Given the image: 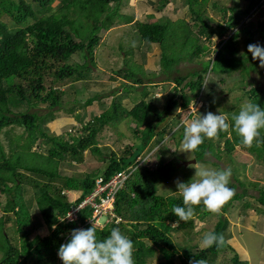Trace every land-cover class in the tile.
<instances>
[{
    "label": "trees",
    "instance_id": "obj_1",
    "mask_svg": "<svg viewBox=\"0 0 264 264\" xmlns=\"http://www.w3.org/2000/svg\"><path fill=\"white\" fill-rule=\"evenodd\" d=\"M56 1L58 5L52 10L51 5L55 0H0V135L5 138L9 152H5L0 142V196L5 201L4 206H1L4 215L0 217V264H62L57 255L59 247L69 242L72 230L90 228V224H87L89 220L86 219L92 216L93 211L90 207L78 211L76 222L64 221L66 215L93 191L96 179L103 178L107 182L116 172L129 168L134 169L133 174L116 193L114 201V216L120 222L113 221L97 227L102 229H96L98 239L106 238L112 228L118 227L133 241L135 264H148V260L155 259L158 253L161 259L167 260V264H174L176 261L181 264H196L198 260L205 261V264H216L218 256L226 250L233 253L230 264H247L235 244L228 242L232 236L225 216L234 203L243 200L246 193V190L241 194L235 192L237 186H242L236 177L234 184L229 183V187L234 189V196L218 213H210L201 205L196 208L190 220L177 223L178 217L172 213V209L178 205L183 206L182 196L160 195L158 188L176 175L180 161L175 157L164 162L160 156L153 170L138 167V163L172 131V127L169 132L165 130L168 123L160 131L157 128L173 116L172 112L177 107L181 109V115L187 116L189 104L203 92L206 82H211L220 75H235L241 78V84H248L244 79L255 69L250 59L252 56L247 50L248 45L254 39L260 40L259 44L264 45V11L254 12L261 0H243L242 7L235 3L223 8L219 11L222 22L215 29L208 24V21H212L205 9L210 0H180L187 10L190 23L197 29L196 32L192 31L191 25L184 19L171 21L162 17L153 23L135 21L132 15L119 13L124 0ZM170 1L160 0L159 11L164 10ZM211 8L217 10L216 3H212ZM255 13L260 16L253 33L242 21ZM8 20L17 24L13 34L9 33ZM121 25L134 26L137 37L146 47L159 45L162 50L159 74H169L182 61L191 63L202 58L197 63L200 65L199 70L185 77L174 78L175 87L158 113H153L152 100H143L133 105L128 98L125 104L118 98L108 110L82 126L81 136L67 140L62 135L49 134L50 130L46 126L56 118V109L60 107L58 104L62 96V93L53 90L54 81L49 78L53 76L58 81H78L91 75L96 66L93 54L101 40L99 33ZM229 31H232V35L225 40ZM214 34L220 42L211 55L209 45L201 40L210 43ZM241 38L245 40L246 49L238 57L237 42ZM76 57L79 62H75ZM145 60L143 51L139 58L143 68ZM143 68L134 69V72L123 77L137 86L144 85L143 79L135 74L143 71ZM151 73L157 74L154 71ZM224 78H219L216 87L205 94L207 102L199 114L204 115L209 111L219 114L221 111L228 116L231 124V116L239 110L217 111L220 105L218 99H221L219 92L226 85ZM185 80L188 82L178 91V86ZM130 89L137 90L135 85L126 91ZM125 94L128 95V92ZM176 95L181 101L179 104ZM245 95L251 102L264 108V96L258 87L251 88ZM97 99L99 97L96 96L89 98L82 107H90ZM21 105L27 107L26 111H13ZM40 106L47 110L43 115L37 113L39 109L44 110ZM69 111L72 112L73 109ZM151 115H155L156 121L147 126ZM178 115L176 112V117ZM121 120L133 124V144L119 156L113 151L98 149L96 136L106 125L116 124ZM187 121H192L190 115ZM15 129L21 132L17 134ZM216 139L223 141L228 155L235 148H245L257 161L264 162V131L259 138L260 143L254 141L251 147L244 146L231 127L220 132ZM40 140L48 145L46 153L33 151ZM162 147L157 149L159 154ZM212 148V139H206L193 155L196 162L197 159L202 161L208 151L212 152ZM87 149L99 157V162L105 164L104 170L87 174L83 179L67 178L61 181L59 165L65 160L82 162V154ZM25 173L36 177H26ZM59 180L61 187L56 184ZM184 181L189 182L187 179ZM252 187L257 189L258 196L250 199L257 205L259 216L264 217V188H258L257 185ZM65 189L80 191L79 197L71 202L68 195L62 194ZM17 190H21V193L25 190L31 192L38 214L48 228L49 233L45 237L29 239V211L23 198L15 199ZM9 213L14 218V229L11 232L20 236L19 248L11 245L9 233L4 229ZM207 217H217L212 232L224 236V245L198 249L197 246L183 247L173 243L172 233L183 231L191 235L196 226L193 219L204 220Z\"/></svg>",
    "mask_w": 264,
    "mask_h": 264
},
{
    "label": "rangeland",
    "instance_id": "obj_2",
    "mask_svg": "<svg viewBox=\"0 0 264 264\" xmlns=\"http://www.w3.org/2000/svg\"><path fill=\"white\" fill-rule=\"evenodd\" d=\"M159 1L160 0H124L120 6L119 13L122 15H132L135 21L146 23L156 22L162 17L169 18L171 21L184 19L189 25H191L190 27L193 32L197 31V29L192 26V23H190V17L186 8L182 6V1L176 0L175 2H172L173 0H171L168 3L166 2L167 5L162 11H159ZM212 3H216L217 10L211 8ZM235 3L239 4L240 7L244 5L243 0H210L205 8L208 18L212 21H208V24L215 29L216 25L222 22L219 11L223 8L231 7ZM57 5L58 1L55 0L51 5V9L55 10ZM257 14L258 13H255L242 21V24L244 23L253 33L256 29V22L259 20L260 16ZM8 27L9 33L13 34L15 29H17V24L8 20ZM231 35L232 31H229L224 39L227 40ZM99 37L101 39L100 44L93 54L96 66L91 75L78 81L72 79L58 81L55 80L53 76L49 78V80L54 81V84H52L53 90L62 93L58 104L60 107L59 109H56V118L51 120L46 126L50 130L49 134L55 136L62 135L67 138V140L71 137L81 136L82 126L94 117H97L108 110L111 103L118 98H121L122 104H125L127 102L126 100L129 99L133 105L143 100H152L154 105L153 113H158L162 110L164 101L175 87L174 78L185 77L192 74L194 71L199 70L200 65H197V63L202 61V58L191 63L182 61L175 66L169 74H159V70L161 69V48L159 45L146 47L145 44L141 43L135 33L134 26H117L108 31L100 32ZM259 41L260 40L258 39H254L252 44H259ZM201 42H204L207 46L209 45V54L213 55V51L218 46L220 40L217 38L216 34H214L210 43H207L204 39H202ZM237 47V56L239 57L246 49L244 38L238 40ZM143 51L146 59L144 68L139 61ZM250 59L251 62L254 63L255 69L244 79L245 82L248 83L247 85L241 84V78L236 77L235 75L230 77L220 75L215 77L213 81L206 82L203 92H200L197 98L191 101L188 106V115L192 117V120L199 118V113L207 102L205 94L210 92V89L213 87H216L219 78L225 77L224 81L226 82V85H224L225 87L223 90L219 92V94L221 93L219 95L221 99H218L220 105L217 108V111L225 110L234 112L235 110H240L244 104L250 101L248 96L245 95V92L250 91L251 88L258 87L264 96V68L259 66L258 59ZM74 60L75 62H79L77 57ZM138 68H143V71L135 72L139 78L143 79L144 85L141 86H137L134 82L132 83L131 80L123 77V75L127 76L131 71L134 72V69L139 70ZM153 71L157 74L153 75V73H151ZM187 82L188 80L182 82L177 90L181 91ZM134 85L137 90L130 89L129 91H126V89ZM46 90H49V88ZM125 92H128V95H126ZM94 96L99 97V99H97L90 107L83 108V104L89 98ZM176 97L178 104L181 103V101H179V96L176 95ZM40 108L44 109V106H40ZM26 109L27 107L25 105H21L16 109L14 108L13 111L24 112ZM70 109H73V111L70 112ZM45 112H47L46 109H39V111H37L40 115H43ZM176 112L179 113L177 117ZM180 113H182V111L177 107L176 111L172 112L173 116L168 118L164 124L157 128V130L160 131L165 124L168 123V127H165V130L169 132L170 127H172V131L163 138L159 145H157L159 148L160 146H163L160 151L161 154H159L157 150L158 147H155L145 156L144 159L140 160L138 167L143 166L153 170L157 166L158 158L160 156L164 162L176 157L180 161L177 167V173L170 182L159 186L158 193L160 195L177 197L181 196L177 192V182L184 183V180L186 179L190 181L195 175L194 167L203 166L209 170L231 168L232 175L230 177V183H235V177L242 183V186H237L235 192L241 194L243 193V190H246V193H244L243 200L234 203V206L230 208L228 214L225 216L229 222V232L232 236L230 238L231 240H228V242L232 243V245L235 244L238 251L241 252L242 259L245 260L247 264H264V217L262 215L259 216L257 205H255L250 199V197L256 198L258 196L257 189L252 186L257 185L258 188H264V162L257 161L245 148H235L234 151L228 155L224 150L223 141L213 138L212 152L208 151L203 159H201L202 161L197 159V162L194 164L185 167L182 166L183 162H190L195 159L193 156L194 154L179 152L180 144L183 139V127L176 129L175 126L181 121L184 122L185 126L191 123V121H187L188 115H181ZM155 121V115H151L148 119L147 126L155 123ZM174 123H176V125H174ZM132 127H134L133 124L126 120H121L116 124L106 125L96 136L98 149H107L108 151L110 150L116 153L117 156L121 155L125 148L131 146L135 140L132 134ZM14 132L18 134L21 130L15 129ZM165 138H167L166 142H164ZM0 142L3 144L5 152L9 153L6 140L2 135H0ZM47 148L48 145L40 140L38 145L33 147V151L46 153L45 150ZM98 158L97 155H93V153L87 149L82 154V162L65 160L59 165V172L62 177L61 181L67 178H73L76 180L83 179L87 174L90 175L104 170L105 164L99 162ZM25 175L26 177H36V175L28 173H25ZM39 178L38 180L40 181H46V179ZM61 181L59 180L58 183H56L58 187H61ZM20 191L21 190H17L15 192V199L18 200L23 198L29 211L30 220L27 225L29 228V239L32 240L36 236L45 237L49 233L48 228L44 225L38 214L35 203L32 200L31 192L25 190L21 193ZM62 194L68 195L69 200L74 202L79 197L80 191L65 189L62 190ZM4 202V198L0 196V203H2L0 205V217L4 215L1 207L2 205L4 206ZM7 217H9V219L4 225V229L9 233L8 235L11 240V245L19 248V245L21 244L19 241L20 236L11 232V230L14 229L12 227L14 218L10 213ZM193 220L196 224L193 233L191 235H188L187 232L184 233L183 231L172 233L173 243L177 246H197L198 249H203L205 247L200 245V239L204 233L213 230L214 225L217 222V217H207L204 220L194 218ZM105 221L106 218L103 217L94 225L95 227H101L105 225ZM117 222H120L119 218ZM110 223L111 222H108L106 225ZM172 227L175 228L176 225H172ZM96 229L102 230L98 228ZM232 257L233 253L226 250L218 256L216 264H230ZM158 262L164 264L168 263L167 260L161 259L159 253L155 259L148 260V264H157ZM174 264L181 263L176 261Z\"/></svg>",
    "mask_w": 264,
    "mask_h": 264
},
{
    "label": "clouds",
    "instance_id": "obj_3",
    "mask_svg": "<svg viewBox=\"0 0 264 264\" xmlns=\"http://www.w3.org/2000/svg\"><path fill=\"white\" fill-rule=\"evenodd\" d=\"M247 50L252 59H258L259 66L264 68V45L249 44ZM175 127L176 129L183 127V139L179 151L182 153L194 154L206 139L217 138L220 132L226 131L230 127L241 138L244 146L251 147L254 141L257 144L260 143L259 138L264 131V108L256 102L249 101L240 108L238 113L231 116V124L228 116L221 111L219 114L209 111L204 115L200 114L199 118L192 120L186 126L181 121ZM166 141L167 138L164 142ZM194 168L195 175L189 182H177V192L182 196L183 203V206L178 205L172 209V213L178 217L177 223L190 220L196 208L201 205L204 210L210 213H218L234 196V189L229 187L231 168L220 170H209L203 166ZM121 171H127L131 177L134 170ZM95 188L96 180L95 187L89 196ZM91 218L92 216L86 220ZM86 220L85 223H87ZM64 221H68L67 218H64ZM113 221L115 222V220ZM89 227L72 230L69 242L59 247L57 255L62 264H135L133 241L118 227L112 228L110 234L102 240L97 238L94 221L93 225H89ZM224 244V236L212 231L204 233L200 239V245L205 248L214 245L219 247ZM196 264H205V261L198 260Z\"/></svg>",
    "mask_w": 264,
    "mask_h": 264
},
{
    "label": "built area",
    "instance_id": "obj_4",
    "mask_svg": "<svg viewBox=\"0 0 264 264\" xmlns=\"http://www.w3.org/2000/svg\"><path fill=\"white\" fill-rule=\"evenodd\" d=\"M115 175L117 176L113 177V179L107 184V187H109L107 189H109L110 194L108 196L106 195L105 200H101L99 204L95 202V199L98 198V196H100V192L103 190L99 182H96V188L94 192L90 195L91 197L87 198L85 201L82 202V204L85 207H90L93 210L92 218L90 219V221H94V224L97 221H100L99 215L102 214V211H104L106 214H110V215L114 214L113 196L115 193H113V191L121 190L125 185L123 184V181L127 180L130 174H128L127 171H121L116 173ZM108 203H110V206L107 205ZM67 220L69 221V219ZM113 220L117 222L118 218L114 216L112 220L109 221L106 220L105 222L108 223V222H112Z\"/></svg>",
    "mask_w": 264,
    "mask_h": 264
},
{
    "label": "bare ground",
    "instance_id": "obj_5",
    "mask_svg": "<svg viewBox=\"0 0 264 264\" xmlns=\"http://www.w3.org/2000/svg\"><path fill=\"white\" fill-rule=\"evenodd\" d=\"M259 11H264V0H261V2L258 4V7L256 6V9H255V11L254 12H259ZM193 161V160H192ZM195 161V160H194ZM196 162V161H195ZM130 170H134L133 168H129V171ZM115 176H117V175H113L107 182H104L103 181V178H98V179H96V182H99V184H100V186L103 188V190L100 192V196H98V198H96L95 199V202L97 203V204H99L100 203V201L101 200H105L106 199V195L108 196L109 194H110V191H109V189H107V188H109V187H107V184L113 179V177H115ZM125 182H126V180H124L123 181V184H125ZM118 191H113V193H115L114 194V196H113V203H114V201H115V196H116V193H117ZM91 196H86L85 198H84V200L83 201H85L87 198H90ZM108 206H110V203H108L107 204ZM84 208H86L82 203H80L79 205H77L76 207H72L71 208V210L69 211V213L66 215V218L67 219H69V221H75L76 219H77V213H78V211H80V210H82V209H84ZM93 214V213H92ZM99 217H100V220L104 217V218H106V220L107 221H109V220H112L113 218H114V214H112V215H110V214H106L104 211H102V214L101 215H99ZM106 223V222H105ZM104 223V224H105ZM87 224H90V225H92L93 224V221H88V223ZM95 226V225H94ZM102 227V226H101Z\"/></svg>",
    "mask_w": 264,
    "mask_h": 264
},
{
    "label": "water",
    "instance_id": "obj_6",
    "mask_svg": "<svg viewBox=\"0 0 264 264\" xmlns=\"http://www.w3.org/2000/svg\"><path fill=\"white\" fill-rule=\"evenodd\" d=\"M195 163V161L193 160V161H190V162H183L182 163V166H187V165H190V164H194Z\"/></svg>",
    "mask_w": 264,
    "mask_h": 264
}]
</instances>
